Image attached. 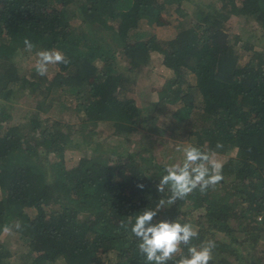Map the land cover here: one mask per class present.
Segmentation results:
<instances>
[{
    "label": "trees",
    "instance_id": "1",
    "mask_svg": "<svg viewBox=\"0 0 264 264\" xmlns=\"http://www.w3.org/2000/svg\"><path fill=\"white\" fill-rule=\"evenodd\" d=\"M52 48L69 63L37 75ZM165 136L213 150L223 180L154 222L193 223L210 264H264V0H0V264H149L120 223L169 194Z\"/></svg>",
    "mask_w": 264,
    "mask_h": 264
},
{
    "label": "clouds",
    "instance_id": "2",
    "mask_svg": "<svg viewBox=\"0 0 264 264\" xmlns=\"http://www.w3.org/2000/svg\"><path fill=\"white\" fill-rule=\"evenodd\" d=\"M23 44L26 51L35 47L27 37ZM36 56L34 67L39 76H46L51 65L69 63L66 55L56 48L39 50ZM222 147L217 142L216 148ZM177 150L182 152V159L165 165L164 174L157 184L160 194H169L166 198H160L155 207L140 210L134 219L121 221L120 227L126 230L130 228L138 240L140 253L149 264H168L169 261L173 264H210L217 247L216 241L207 239L199 244L193 243L199 237L198 227L193 223L167 218L154 222L162 209L177 201H184L197 190L204 194L223 180V162L216 158L213 150L194 144H186ZM21 227V223L16 221L14 225H5L3 231L11 233L13 228L19 230Z\"/></svg>",
    "mask_w": 264,
    "mask_h": 264
},
{
    "label": "rangeland",
    "instance_id": "3",
    "mask_svg": "<svg viewBox=\"0 0 264 264\" xmlns=\"http://www.w3.org/2000/svg\"><path fill=\"white\" fill-rule=\"evenodd\" d=\"M166 14H167V12H166ZM244 25L241 26V29H237L235 31V33L233 34L235 39H237V40H243V39L248 40L249 38L253 37V35H251V37H248V35H249L248 24L246 23ZM171 26L172 25L168 26L166 24L157 25L154 29H155L156 34L160 38H165L167 36H170V32L172 31ZM246 26H247V28H246ZM151 56H152V61H153V68L155 69L158 67V63H159L161 56L155 52H152ZM115 70L116 69H114L113 71H115ZM151 75L152 74L150 73L149 76H151ZM161 82H163V79L162 80H159V79L153 80L150 88L153 91H155L156 89L159 88V86L161 85L160 84ZM16 109L19 112V114H21L22 111L25 109V104H23L21 102L17 103ZM184 145H186V143L183 141H178L176 139H170V138H167L165 136L163 141L157 140L156 143L152 144V147L155 148L157 157L159 159H168V160L172 159V160H174V162H179L182 159V152L178 151L177 149L182 148ZM93 155L97 156L100 159H103V158L105 159L107 156V153L104 150H98V152L96 150H94ZM41 171L43 172L45 177L49 176L50 171L48 168L47 169L41 168Z\"/></svg>",
    "mask_w": 264,
    "mask_h": 264
},
{
    "label": "built area",
    "instance_id": "4",
    "mask_svg": "<svg viewBox=\"0 0 264 264\" xmlns=\"http://www.w3.org/2000/svg\"><path fill=\"white\" fill-rule=\"evenodd\" d=\"M262 214L257 215V220H262Z\"/></svg>",
    "mask_w": 264,
    "mask_h": 264
}]
</instances>
